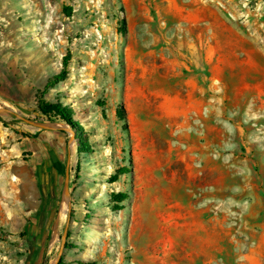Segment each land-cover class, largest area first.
<instances>
[{
  "label": "rangeland",
  "instance_id": "rangeland-1",
  "mask_svg": "<svg viewBox=\"0 0 264 264\" xmlns=\"http://www.w3.org/2000/svg\"><path fill=\"white\" fill-rule=\"evenodd\" d=\"M53 259L264 264V0H0V264Z\"/></svg>",
  "mask_w": 264,
  "mask_h": 264
},
{
  "label": "trees",
  "instance_id": "trees-1",
  "mask_svg": "<svg viewBox=\"0 0 264 264\" xmlns=\"http://www.w3.org/2000/svg\"><path fill=\"white\" fill-rule=\"evenodd\" d=\"M65 75V71L63 72ZM64 75H57L54 77V84L57 82H61L64 81L65 76ZM40 111L43 115H45L46 117H48L49 119H61L65 122H67L68 124H70L71 126H75L76 127V123L75 121L72 120V116L68 110V108L61 102H55V103H51V102H47V101H41L40 102ZM124 109H120L118 111V114L120 117H123L124 115ZM83 148L82 145L80 147V151L83 152ZM118 180V176H113L111 178L112 182H116ZM127 196L124 194H120V199L123 201L124 199H126ZM60 264V261L57 263Z\"/></svg>",
  "mask_w": 264,
  "mask_h": 264
},
{
  "label": "bare ground",
  "instance_id": "bare-ground-1",
  "mask_svg": "<svg viewBox=\"0 0 264 264\" xmlns=\"http://www.w3.org/2000/svg\"><path fill=\"white\" fill-rule=\"evenodd\" d=\"M67 211H68V199L67 198H64L63 199V202H62L61 215L65 216ZM55 260L53 259L52 262H51V264H55Z\"/></svg>",
  "mask_w": 264,
  "mask_h": 264
},
{
  "label": "water",
  "instance_id": "water-1",
  "mask_svg": "<svg viewBox=\"0 0 264 264\" xmlns=\"http://www.w3.org/2000/svg\"><path fill=\"white\" fill-rule=\"evenodd\" d=\"M65 186H66V192H68L69 191V177H68V175H67V178H66Z\"/></svg>",
  "mask_w": 264,
  "mask_h": 264
}]
</instances>
